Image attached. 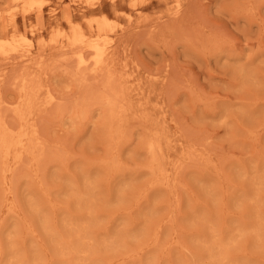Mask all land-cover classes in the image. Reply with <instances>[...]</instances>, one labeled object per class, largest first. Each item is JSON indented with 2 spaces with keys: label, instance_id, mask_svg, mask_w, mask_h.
I'll use <instances>...</instances> for the list:
<instances>
[{
  "label": "rangeland",
  "instance_id": "1",
  "mask_svg": "<svg viewBox=\"0 0 264 264\" xmlns=\"http://www.w3.org/2000/svg\"><path fill=\"white\" fill-rule=\"evenodd\" d=\"M27 2L0 0V264H264V0Z\"/></svg>",
  "mask_w": 264,
  "mask_h": 264
},
{
  "label": "bare ground",
  "instance_id": "2",
  "mask_svg": "<svg viewBox=\"0 0 264 264\" xmlns=\"http://www.w3.org/2000/svg\"><path fill=\"white\" fill-rule=\"evenodd\" d=\"M11 1H12V0H11ZM27 1H28V2H27V5L29 6L28 9H33V8H35V7H40V6L42 5V3L40 2V0H27ZM171 6H172V5H171ZM166 9H167V8H166ZM172 11H173V10H172ZM173 12H174V11H173ZM173 12H172V14H173ZM180 13H181V12H180ZM143 14H144V13H143ZM176 14H177V13H176ZM176 14H175V15H176ZM144 19H145V17H144ZM102 20H103V22H101L100 25L102 26V24H103V25L105 24L104 27L107 26V25H109L108 22L111 21V19L109 20V19H107L106 17H103ZM120 26H121V25H120ZM118 27H119V26H118ZM77 28H79V27L77 26ZM77 30H78V29H77ZM60 31H61V30H60ZM71 31H72V30H71ZM75 31H76V30H75ZM79 31H80V29H79ZM109 31H110V29H109ZM73 32H74V31H73ZM50 33H51V32H50ZM58 33H59V32H58ZM52 34H54V33H52ZM56 34H57V33H56ZM60 35H62V34H60ZM65 36H66V35H65ZM52 37H53V36H52ZM55 37H56V35H55ZM84 37H85V36H84L83 33L78 32V33L74 34V36L72 37V39H70L71 42H69V44L72 43V44H75V45H76V43H81V42H83V40H84L83 38H84ZM53 38H54V37H53ZM99 39H100V38H99ZM51 40H52V39H51ZM59 40H60V39H59ZM70 40H68V41H70ZM97 40H98V39H97ZM104 41H105V40H104ZM111 41H112V40H111ZM52 42H53V41H52ZM84 42H85V41H84ZM100 42H101V41H100ZM36 43H37V42H36ZM55 43H56V40H55ZM86 43H87V42H86ZM5 44H6V43H5ZM5 44H4V45H5ZM17 44H19V43H17ZM59 44H60V43H59ZM72 44H70V45H72ZM89 44H90V43H89ZM110 44H111V43H110ZM6 45H7V44H6ZM20 45H25V46H26L27 43H26V44L23 43V44H20ZM28 45H29V44H28ZM28 45H27V46H28ZM70 45H69V46H70ZM77 45H78V44H77ZM82 45H83V44L81 43V46H82ZM99 45H100V44H99ZM108 45H109V42H108ZM9 46H10V45H7L8 48H9ZM72 46H73V45H72ZM72 46H70V47H72ZM78 46L80 47V45H78ZM86 46H87V45H86ZM95 46H96V45H95ZM7 47H6L5 50H9ZM10 47H11V46H10ZM22 47H23V46H22ZM84 47H85V46H84ZM99 47H100V46H99ZM99 47H98V49H97L96 51H97V54H98V55H97V61H99V63H100V61L102 60V59H101V58H102L101 55L104 56V54H102V52H101V50L99 49ZM112 47H113V46H112ZM11 48L14 50L13 46H12ZM73 48H74V47H73ZM73 48H72V49H73ZM101 48H102V47H101ZM2 49H3V48H2ZM12 49H11V51H12ZM15 49H16V48H15ZM72 49H70L71 52H72ZM78 49H80V48H78ZM67 50H68V49H67ZM102 50H104V49H102ZM107 50H108V48H107ZM107 50H105V51H107ZM111 50H112V49H111ZM11 51H9L8 53H10ZM15 51H17V49H16ZM112 51H113V50H112ZM80 52H81V51H80ZM107 52H108V51H107ZM12 53H13V52H12ZM93 53H94V52H93ZM93 53H92V54H93ZM80 55H81V54H80ZM90 55H91V53H90ZM108 55H109V54H108ZM108 55H107V56H108ZM113 55H114V54H113ZM73 56H74V55H73ZM78 56H79V55H78ZM105 56H106V55H105ZM107 56H106V57H107ZM82 57H83V56H82ZM89 57H90V56H89ZM112 57H113V56H112ZM108 58H109V57H108ZM75 59H76V58H75ZM103 59H104V58H103ZM105 59H107V58H105ZM105 59H104V61H105ZM83 60H84V59H83ZM108 61H109V60H108ZM101 62H102V61H101ZM106 62H107V61H106ZM88 63H89V62H88ZM90 64H91V63H90ZM97 64H98V63H97ZM97 64H96V65H97ZM103 64H105V63H103ZM87 65H88V64H87ZM98 65H99V64H98ZM97 67H98V66H97ZM107 69H108V67H107ZM121 71H122V69H121ZM109 72H110V71H109ZM112 72H113V71H112ZM114 72H115V71H114ZM105 74H106V72H105ZM126 74H127V73H126ZM132 74H133V73H132ZM124 75H125V74H124ZM124 75H123V76H124ZM130 76H131V75H130ZM124 77H125V76H124ZM138 78H139V77H138ZM24 79H25V78H24ZM24 79H22V80L24 81ZM139 80H140V79H139ZM139 80H138V81H139ZM25 81H26V79H25ZM30 81H31V80H30ZM135 81H136V80H135ZM20 82H21V81H20ZM139 82H140V81H139ZM27 83H28V80H27ZM27 83H26V84H27ZM131 83H132V82H131ZM136 83H137V82H136ZM136 83H135V84H136ZM24 84H25V83H24ZM102 84H103V83H102ZM113 84H114V83H113ZM132 84H133V83H132ZM137 84H138V83H137ZM16 85H17V84H16ZM21 85H23V82L21 83ZM30 85H31V84H30ZM32 85H33V83H32ZM25 86H26V85H25ZM34 86H35V85H34ZM102 86H103V85H102ZM22 87H23V86H22ZM108 87H109V86H108ZM111 87H113V85H112ZM23 88H24V87H23ZM35 88H36V87H35ZM113 88H116V89H117V87H113ZM15 89H16V88H15ZM26 89H27V88H26ZM26 89L24 88L23 90H26ZM29 89H30V88H29ZM32 89H33V88H32ZM101 89H102V88H101ZM106 89H107V88H106ZM20 90H21V89H20ZM35 90H36V89H34V92H35ZM126 90H128V88H127ZM139 90H140V89H139ZM29 91H30V90H29ZM29 91H28V92H29ZM31 91H32V90H31ZM140 91H141V90H140ZM34 92H33V93H34ZM36 92H37V91H36ZM36 92H35V93H36ZM122 92H123V91H122ZM146 92H147V91H146ZM151 92H152V91H151ZM25 93H27V92H25ZM125 93H126V92H125ZM147 93H148V92H147ZM108 94H109V93H108ZM123 94H124V93H123ZM123 94H122V95H123ZM138 94H139V93H138ZM138 94H137V95H138ZM18 95H19V94H18ZM25 95H26V94H25ZM34 95H35V94H34ZM110 95H111V94H110ZM149 95H150V94H149ZM111 96H112V95H111ZM115 96H116V95H115ZM139 96H140V95H139ZM146 96H147V95H146ZM27 97H28V96H27ZM27 97L25 96V98H27ZM52 97H53V96H52ZM33 98H34V97H33ZM124 98H125V96H124L122 99H124ZM146 98H147V97H146ZM118 99H119V97H118ZM118 99H117V100H118ZM126 99H127V101H128V98H125V101H126ZM21 100H22V99H21ZM34 100H35V99H34ZM112 100H113V99H112ZM112 100H109V101L111 102ZM115 100H116V99H115ZM127 101H126V102H127ZM122 102H123V100H122ZM130 102H131V101H130ZM0 103H1V102H0ZM108 103H109V102H108ZM116 103H117V102H116ZM127 103H128V102H127ZM120 104H121V103H120ZM138 104H139V103H138ZM138 104H137V105H138ZM155 104H156V103H155ZM27 105H28V104H27ZM115 105H116V104H115ZM124 105H125V104H124ZM16 106H17V105H16ZM107 106H108V105H107ZM132 106H133V105H132ZM139 106H140V105H139ZM24 107H25V106H24ZM113 107H114V106H113ZM113 107H112V108H113ZM107 108H108V107H107ZM114 108H116V106H115ZM159 108H161V107H159ZM0 109H1V108H0ZM16 109H17V108H16ZM23 109H24V108H23ZM25 109H27V107H25ZM29 109H31V107H30ZM33 109H34V108H33ZM124 109H125V108H124ZM21 110H22V108H21ZM106 110H107V109H106ZM117 110H118V108H117ZM119 110H120V109H119ZM119 110H118V111H119ZM121 110H122V109H121ZM129 110H130V109H129ZM111 111H112V109H111ZM18 112H19V111H18ZM21 112H22V111H21ZM23 112H24V111H23ZM29 112H30V111H29ZM29 112L27 113V115H29ZM128 112H129V111H128ZM141 112H142V111H141ZM113 113H114V112H113ZM116 113H117V112H115V115H116ZM122 113H123V112H122ZM131 113H132V112H131ZM144 113H145V111H144ZM18 114H19V113H17L16 115H18ZM107 114H108V112H107ZM110 114H112V113H110ZM110 114H109V115H110ZM128 114H130V113H128ZM132 114H133V113H132ZM138 114H139V112H138ZM115 115H114V116H115ZM146 115H148V114L146 113ZM146 115H144V116H146ZM163 115H164V114H163ZM0 116H1V115H0ZM21 116H22V114H21ZM116 116H117V115H116ZM116 116H115L114 118H116ZM118 116H119V115H118ZM138 116L140 117V114H139ZM19 117H20V115H19ZM25 117H26V116H25ZM25 117H24V118H25ZM29 117H30V116H29ZM22 118H23V117H22ZM116 119H117V118H116ZM121 119H122V118H121ZM140 119H141V117H140ZM145 119H146V118H145ZM155 119H156V118H155ZM142 120H143V119H142ZM1 121H2V117H1ZM108 122H109V121H108ZM113 122H114V120H113ZM115 122H116V121H115ZM149 122H150V121H149ZM106 123H107V121H106ZM1 124H2V123H1ZM18 124H19V123H18ZM5 125H6V124H5ZM108 125H109V124H108ZM120 125H121V124H120ZM0 126L2 127V125H0ZM3 126H4V125H3ZM34 126H35V125H34ZM7 127H8V126H7ZM19 127H20V126H19ZM4 128H5V126L3 127V129H0V130L2 131V130H4ZM8 128H9V127H8ZM16 128H17V127H16ZM5 129H6V128H5ZM10 129H11V128H10ZM20 129H21V128H20ZM20 129H19V130H20ZM26 129H27V128H26ZM109 129H110V128H109ZM15 130H16V129H15ZM115 130H116V129H114V131H115ZM5 131H6V130H5ZM5 131H4V132H5ZM9 131H10V130H9ZM16 131H17V130H16ZM29 131H30V130H29ZM5 133H6V132H5ZM11 133H14V134L16 133V134H17L18 132H14V131H12ZM34 133H35V132H34ZM6 134H8V132H7ZM22 134L24 135V133H22ZM22 134H21V135H22ZM164 134H165V133H164ZM2 135H4L3 132H2ZM9 135H10V134H9ZM148 135H149V134H148ZM6 136H7V138H8V135H6ZM11 136H12V139H13V138H14V137H13V134H11ZM11 136H10V137H11ZM16 136H17V135H16ZM0 137H1V135H0ZM10 137H9V140H10ZM21 137H22V136H20V138H21ZM153 137H154V136H153ZM3 138H5V137H3ZM0 139H1L2 141H5V140L2 139V137H1ZM15 139H16V138H15ZM32 139H33V137H32ZM32 139L30 138V140H32ZM9 140H8V141H9ZM13 140H14V139H13ZM33 140H34V139H33ZM8 141H6V142H7V145H8L9 142H10V141H9V142H8ZM11 141H12V140H11ZM15 141H17V140H15ZM19 141H20V139H19ZM19 141H18V142H19ZM151 141H153V140H151ZM154 141H155V140H154ZM6 142H5V143H6ZM22 142H23V141H22ZM33 142H34V141H33ZM37 142H38V141H37ZM149 142H150V141H148L147 144H148ZM5 143H4V145H5ZM26 143H27V142H26ZM30 143H31V142H30ZM30 143H29V144H30ZM34 143H36V141H35ZM151 143H152V142H151ZM12 144H15V143H12ZM17 144H18V143H17ZM20 144H21V143L19 142L18 146H19ZM153 144H155V143H153ZM156 144H157V142H156ZM0 145H1V144H0ZM9 145H10V144H9ZM24 145H25V144H24ZM27 145H28V144H27ZM32 145H34V144H32ZM32 145H31V146H32ZM35 145L37 146V144H35ZM149 145H150V146H148V147L150 148L152 145H151V144H149ZM180 145H181V144H180ZM28 146H29V145H28ZM4 147H7V146L5 145ZM11 147H12V146H11ZM22 147H23V148H25V147L27 148V146H25V147L22 146ZM34 147H35V146H34ZM148 147H147V148H148ZM155 147H156V146H155ZM155 147L153 148V150L155 149ZM8 148H9V147H8ZM26 148H25V149H26ZM29 148L31 149V147H29ZM35 148H37V150H38V147H35ZM35 148H34V149H35ZM149 148H148V149H149ZM32 149H33V148H32ZM156 149H158V147H157ZM0 150H1V147H0ZM23 150H24V149H23ZM35 150H36V149H35ZM37 150H36V151H37ZM6 151H7V150H6ZM25 151H27V149H26ZM25 151H24V152H25ZM15 152H16V151H15ZM28 152H29V151H28ZM149 152H150V151H149ZM17 153H18V152H17ZM35 153H36V152H35ZM35 153H33V154H35ZM189 153H190V152H189ZM189 153H188V154H189ZM23 154H24V153H23ZM26 154H27V153H25V155H26ZM38 154H39V153H38ZM38 154H36L35 156H32V157H36ZM149 154H150V153H149ZM151 154H152V153H151ZM151 154H150V156H151ZM17 155H18V154H17ZM17 155H16V156H17ZM30 155H31V154H30ZM191 155H192V154H191ZM0 156H1V155H0ZM13 156H14V155H13ZM188 156H189V155H188ZM7 157H8V155H7ZM19 158H20V156H19ZM14 159H15V158H14ZM14 159H13V160H14ZM31 159H32V158H31ZM33 159H34V158H33ZM179 159H180V158H179ZM34 161H35V160H34ZM15 162H16V161H15ZM11 163H12V162H11ZM5 165H6V162H5ZM13 165H14V164H13ZM7 168H9V167H7ZM159 170H161V169H159ZM163 170H164V169H163ZM7 171H8V170H7ZM9 184H10V183H9ZM7 187H8V186L6 185V188H7ZM8 191H9V190H8ZM10 200H11V199H10ZM11 202H12V201H11ZM7 205H8V204H7Z\"/></svg>",
  "mask_w": 264,
  "mask_h": 264
}]
</instances>
